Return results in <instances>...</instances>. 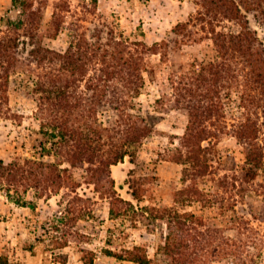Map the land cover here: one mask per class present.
I'll return each instance as SVG.
<instances>
[{"label":"rangeland","instance_id":"obj_1","mask_svg":"<svg viewBox=\"0 0 264 264\" xmlns=\"http://www.w3.org/2000/svg\"><path fill=\"white\" fill-rule=\"evenodd\" d=\"M30 1L41 11L40 29L34 39L20 40L21 59L27 66L13 75L7 113L0 116V160L6 165L25 160L57 165L69 170L74 185L61 182L53 186L46 182L47 175L41 174L43 181H1L0 264L4 257L12 264H140L131 261L132 256L147 258L146 264H169L158 251L168 229L166 221L156 218V212L165 209L191 213L208 222L213 230L208 236L215 244L223 242L224 236L250 241L238 262L264 264V190L258 186L264 184V174L245 170L243 156L234 153L233 132L246 118L241 104L244 90L239 85L243 82L240 59L230 62L228 84L220 80L214 87L212 83L217 92L213 93L217 96L214 102L202 103L214 110L211 119L203 122L209 133L201 140L202 148L208 149L204 159L210 170L208 176L196 181L185 176L190 165L177 161V148L190 124L186 110L190 99L173 90L174 84L177 88L187 82L203 65L216 62L212 29L222 34L247 30L264 60V0H225L234 3L238 20L230 19L228 5L217 7L220 0ZM57 12L61 16L59 34L50 37ZM21 13L19 3L0 0V29H9L11 23L20 20ZM187 23V29L177 33V26ZM78 40L96 47L129 42L143 59L144 86L130 113L156 119L150 121L153 132L136 155L110 168L115 190L94 184L87 164L71 168L65 155L49 156L52 145L36 117L33 79L28 72L34 69V65L28 67L30 52L40 45L64 53ZM155 45L156 54H145L144 46ZM159 79L166 84L167 96L159 87ZM201 99L194 95L191 104ZM101 120L107 122L105 116ZM32 167L28 166L29 171ZM131 188L140 200L133 198ZM187 189L199 190L205 197L197 200L179 194ZM114 198L131 202L134 209L124 213V207L120 217L113 219L110 209ZM233 219L247 227L243 225L239 232ZM256 239L260 245L254 244ZM208 260V264H232L231 259L211 255Z\"/></svg>","mask_w":264,"mask_h":264},{"label":"trees","instance_id":"obj_2","mask_svg":"<svg viewBox=\"0 0 264 264\" xmlns=\"http://www.w3.org/2000/svg\"><path fill=\"white\" fill-rule=\"evenodd\" d=\"M13 2L20 4L22 13L20 20L11 23L9 29H0V116L7 113L13 75L22 72L27 66L21 59L20 40L22 37L34 39L35 32L40 29L37 24L41 11L34 8V2ZM220 4L228 5L232 15L230 19H239L235 15L237 8L233 2L220 0L217 7ZM60 18V13H54L50 37L59 34ZM212 24L209 22L210 26ZM187 26L188 23L178 25L177 33L187 29ZM211 33L218 53L216 62L203 65L194 77L180 83L181 88L173 85L177 94L183 93V98L190 99L186 107L190 124L181 146L177 148V161L190 165V168L185 169V176L191 181L209 175L210 165L204 159L208 149H203L201 142L202 137L209 133L203 127V122L211 119L214 110L212 105L205 106L202 103L206 100L214 102L217 96L214 97L213 93L217 95V92L213 85L218 86L217 83L221 81L228 84L231 81L230 62L240 59L243 82L239 85L244 90L241 104L246 118L233 132L237 147L234 153L243 156L245 170L251 172L254 169L264 174V121L260 123L261 119L264 120V60L255 48L253 35L247 30L238 34H222L212 29ZM129 45V42L115 41L112 46L96 47L78 40L71 43L64 53L40 45L30 52L32 60L28 67L34 65V69L28 72L33 79L36 117L40 121L42 133L50 139L52 147L49 156L53 153L65 155L71 168L87 164L90 180L103 190H115L110 168L123 162L126 157L136 155V150L153 132L150 121L156 119L155 116L130 113L133 111V101L141 95L144 77L143 59ZM157 50V45L144 46L145 54H156ZM158 82L160 89L164 90V96H167L166 84L160 79ZM194 86L198 88L194 90ZM194 95L202 97L197 104H191ZM101 116L107 118L106 123L101 120ZM28 166H33L30 171ZM40 174L47 175L46 182H51L53 186L61 182L72 183L73 179L68 169L62 170L54 164L25 160L24 163L16 161L6 165L0 160V183L3 180L19 183V179L43 181ZM258 186L264 190V184ZM240 193L245 194L244 189ZM179 194H187L197 200L205 197L199 190L187 189ZM132 196L140 200L136 190ZM124 207V213L134 209L131 202L114 198L111 217H120ZM156 213L157 219L166 221L168 233L158 251L169 264H208L210 255L215 259H231L232 264H240L238 259L250 247V241L238 242L228 236L222 238L223 242L215 244L208 236L213 231L212 226L194 214H180L171 209L157 210ZM261 215L264 217V202ZM232 221L238 225L235 229L239 232L246 225L236 219ZM200 228L205 229L201 231ZM257 241L254 244L260 245L261 242ZM107 253L113 255L110 251ZM130 260L140 264L149 262L142 256H132ZM1 264L12 263L4 257Z\"/></svg>","mask_w":264,"mask_h":264}]
</instances>
